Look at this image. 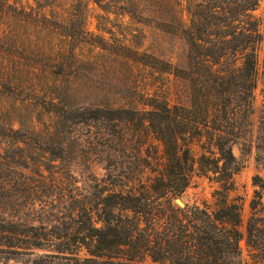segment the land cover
I'll return each mask as SVG.
<instances>
[{
  "label": "trees",
  "instance_id": "16d2710c",
  "mask_svg": "<svg viewBox=\"0 0 264 264\" xmlns=\"http://www.w3.org/2000/svg\"><path fill=\"white\" fill-rule=\"evenodd\" d=\"M35 1L38 5L41 2ZM89 1L85 0V8ZM150 3L149 10L160 13L167 23L166 31L179 32L183 38V59L189 67L193 65L191 73L202 75L199 72L205 71L207 75L204 81L197 82V76L190 78L192 84L181 92V96L186 97L185 101H173L172 92L167 90L162 95H155L149 102H142L150 108L136 109L133 105L82 107L69 104L66 107L61 97L66 89L61 86V80L68 73L60 62L62 49L49 42L45 44L47 49L38 47L37 41L28 40L27 46L20 51L21 35L12 23L22 17L31 18L34 11L26 10L18 0H0V97L8 92H17L8 108L11 113L25 110L29 132L34 128V113L39 105L50 113V122L60 127L66 126V121L79 125L105 119L112 121V126L124 129L136 122L140 127L147 126L160 140L165 159L162 170L156 176L159 187L161 185L165 189L163 192L157 191V188L152 190L155 195L146 189L136 191L133 188L109 192L95 204L102 221V225L96 227L90 214L83 218L80 212H67L64 221L58 224L39 222L36 225L30 212L7 211V197H14L18 191L30 195L34 186L27 180L6 182L3 173L21 172L29 166L18 160L5 162L0 154V251L4 253V258L9 259L10 254L16 253L27 257L22 258L24 263L33 264H52V260H64L65 264H248L240 246L244 236L240 229V205L228 202L224 193L217 190L215 193L221 196V201L212 210L195 208V222L192 224L195 235L187 238L176 218L177 209L170 205L169 194L179 196L188 184L193 160L183 135L191 120L205 129L210 139L207 149L216 155L209 162L202 154L198 162L200 170H213L207 168L212 163L213 171H217V162L222 161L227 176L225 180L223 178L222 185L229 189L227 179L238 170V166L228 139L221 131V122L233 118L238 108L247 134L252 135L254 89L259 78L262 81V104L254 147L256 160L264 162L261 154L264 151V57L260 62L258 53L263 35L259 31L258 19L252 14L259 0L192 1L186 6L177 0H151ZM39 7L42 8L41 5ZM64 11H51L52 22L48 27L41 26L38 32L66 35ZM40 13L37 11V14ZM184 14L188 25L183 23ZM175 22L177 25L179 22V26H173ZM81 31L85 30L78 33ZM25 53L46 54L49 63L37 67L17 62L20 58H30ZM170 65L168 62L165 73L180 77L178 73L183 69L171 68ZM34 78L48 85L46 91H50L49 94H39ZM203 82L209 84L206 86ZM190 106L199 108L200 120L190 118ZM2 108L1 104L0 128L13 134V146L22 153L25 149L19 143L27 144L24 140L27 129L23 128V122L17 115L4 118ZM55 118L56 121H53ZM16 124L18 127L15 128ZM21 153L18 154L25 158L26 154ZM7 183L12 184L7 188ZM254 183H258L257 180L254 179ZM162 199L168 202L170 214L162 222H155L156 230L160 227V231L152 236L144 235L140 223L145 219L144 213H149L145 208H157L158 201ZM249 206L252 215L246 224V244L256 258L251 264H262V261L264 264V221L255 211V208H263L261 193L255 191ZM41 248L51 249L52 252H34V249ZM83 248L87 255H80ZM190 249H193L192 256L189 255Z\"/></svg>",
  "mask_w": 264,
  "mask_h": 264
},
{
  "label": "rangeland",
  "instance_id": "374dc122",
  "mask_svg": "<svg viewBox=\"0 0 264 264\" xmlns=\"http://www.w3.org/2000/svg\"><path fill=\"white\" fill-rule=\"evenodd\" d=\"M18 1L26 10L34 11L31 18L22 17L12 23L21 35L19 50L27 46L28 40L37 41L38 47L47 49L45 44L49 42L50 45L54 44L62 49L60 62L68 73L61 80V86L66 89L61 94L66 107L69 104L82 107L133 105L136 109H147L150 108L149 105L142 102H149L155 95H162L167 90L172 92L173 101L182 102L186 97L181 96V92L192 84L190 78L197 76V82L206 78L205 71L199 72L202 75L191 73L193 65L189 67L183 59V38L179 32L166 31L168 26L162 15L149 10L151 0H90L87 8L84 5L85 0H41L39 5L42 8L35 0ZM177 1L186 6L192 1L204 3L208 0ZM53 10H66L63 15L66 35L38 32L41 26L48 27L52 22ZM37 11L42 14H37ZM252 14L258 19L259 31L263 35L258 52L261 62L264 57V0H259ZM183 20V23L189 24L186 14ZM173 26H179V22L178 25L177 22L173 23ZM80 30L85 31L78 33ZM25 56L30 58L16 59L17 62L37 67L49 63L46 54L25 53ZM168 62L171 63V68L183 69L178 73L182 77L165 73ZM33 83L40 95L49 94L50 91H46L48 85H43L36 78ZM202 84L207 86L209 83ZM261 88L262 81L259 78L254 89V124L251 136L247 134L238 108L235 109L233 118L221 122V131L228 139L238 166V170L227 179L226 185L229 189L222 185L227 177L222 161L217 162V171H213L212 163L207 168L213 170H200L198 162L202 154L209 162L216 155L207 149L210 139L205 129L191 120L188 121L187 131L183 135L193 160L188 184L179 196L169 194L170 205L177 209L176 218L187 238L195 235L192 228L195 208L212 210L221 201V196L215 193L217 190L224 193L228 202L240 205V229L244 233L240 246L242 256L248 264L256 259L252 253L254 251L246 244V224L252 215L249 204L255 191L261 193L263 204V208H255L256 215L264 221V162L256 160L254 147L257 119L262 104ZM14 93L17 92H8L0 97V105H3L2 116L9 119L17 115L23 122V128L27 129L29 123L25 110L11 113L8 108ZM198 109L190 108V118L200 120L202 115ZM50 119V113L40 105L35 109L34 128L31 132L27 129L24 136L27 144L19 143L25 149L22 153L13 146V134L0 128V154L3 161L18 160L28 163L29 166L21 172L6 171L3 178L6 182L31 181L34 186L30 195L18 191L14 197H7V211L30 212L36 225L39 222L45 225L58 224L64 221L67 212H80L83 218L90 214L94 225L100 227L102 221L95 204L109 192H117L120 188H133L136 191L146 189L155 195L152 191L155 188L159 192L165 190L161 185L159 187L156 179L165 161L162 144L147 126L140 127L133 122L122 129L112 126V121L101 119L79 125L66 121V126L60 127L55 122H50ZM18 153L28 157L23 158ZM261 154L264 156V151ZM254 179L258 183H254ZM11 184L7 183L6 187ZM176 198L183 202L182 206L176 203ZM29 202H32L31 205ZM158 203L157 208H145L149 213H144L145 219L140 223L144 235L152 236L160 231V227L156 230L155 222H162L170 214L165 199ZM76 205L82 208H77ZM192 250L190 249L189 254L191 256ZM34 252L40 254L52 251L41 248L34 249ZM80 255H87L84 248ZM10 256L11 258L6 259L0 251V264H33L23 262L22 258H27L25 255L12 253ZM51 262L65 264L64 260Z\"/></svg>",
  "mask_w": 264,
  "mask_h": 264
},
{
  "label": "water",
  "instance_id": "95a60500",
  "mask_svg": "<svg viewBox=\"0 0 264 264\" xmlns=\"http://www.w3.org/2000/svg\"><path fill=\"white\" fill-rule=\"evenodd\" d=\"M176 203L181 205V206L183 205V202L179 198H176Z\"/></svg>",
  "mask_w": 264,
  "mask_h": 264
}]
</instances>
